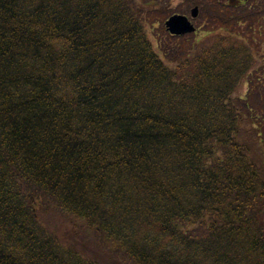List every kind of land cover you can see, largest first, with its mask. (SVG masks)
<instances>
[{
    "label": "trees",
    "instance_id": "trees-1",
    "mask_svg": "<svg viewBox=\"0 0 264 264\" xmlns=\"http://www.w3.org/2000/svg\"><path fill=\"white\" fill-rule=\"evenodd\" d=\"M168 1L0 0V264H264L260 45Z\"/></svg>",
    "mask_w": 264,
    "mask_h": 264
},
{
    "label": "rangeland",
    "instance_id": "rangeland-1",
    "mask_svg": "<svg viewBox=\"0 0 264 264\" xmlns=\"http://www.w3.org/2000/svg\"><path fill=\"white\" fill-rule=\"evenodd\" d=\"M168 2L170 7L166 16L164 18L162 17V23H165L169 17L171 18L176 15H185L191 20L194 26L193 31L181 33V35H184L185 37H189L190 34L204 37L206 33H209L207 36H217L219 34L227 35L229 33L231 36H238V39H246L249 43L251 42L252 38H254L255 41L253 42L256 45H260V50L254 58V62L255 60H258L254 65V68H264L262 67L264 66V17L261 16L263 13L259 12L260 14H257L254 17H248V19L242 23L229 25L230 28H232V31H230L228 28L226 29L220 26L222 23L218 22V19L212 21V19L208 17L207 13H205L201 7V5L204 4L210 11H213L214 9L216 10V8H218L220 11L243 13L244 10L248 8L246 6H254V8H256V4L261 5V0H170ZM197 5L200 8V12L196 18H193L191 12L194 6ZM261 77L264 80V72L261 73ZM247 91V84H242L237 94L245 97ZM262 94H264L263 90ZM49 220L53 227H57L59 231L64 230L65 235L67 234L65 232H68L74 228L69 222H60L54 216L50 217ZM73 230L76 229L74 228Z\"/></svg>",
    "mask_w": 264,
    "mask_h": 264
},
{
    "label": "water",
    "instance_id": "water-1",
    "mask_svg": "<svg viewBox=\"0 0 264 264\" xmlns=\"http://www.w3.org/2000/svg\"><path fill=\"white\" fill-rule=\"evenodd\" d=\"M191 13L193 17H197L199 15V7L196 6ZM166 25L170 31L176 34L194 30L193 24L185 15H176L169 18Z\"/></svg>",
    "mask_w": 264,
    "mask_h": 264
},
{
    "label": "bare ground",
    "instance_id": "bare-ground-1",
    "mask_svg": "<svg viewBox=\"0 0 264 264\" xmlns=\"http://www.w3.org/2000/svg\"><path fill=\"white\" fill-rule=\"evenodd\" d=\"M167 29H168V27H167ZM168 31L170 32V33H172L173 35H181V34H176V33H173L172 31H170L169 29H168Z\"/></svg>",
    "mask_w": 264,
    "mask_h": 264
}]
</instances>
